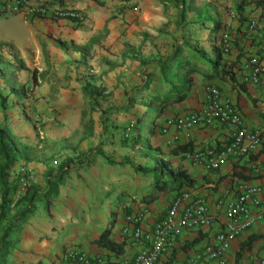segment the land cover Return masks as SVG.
Wrapping results in <instances>:
<instances>
[{"label":"crops","instance_id":"0c3cea01","mask_svg":"<svg viewBox=\"0 0 264 264\" xmlns=\"http://www.w3.org/2000/svg\"><path fill=\"white\" fill-rule=\"evenodd\" d=\"M160 1L48 0L52 12H48L50 16L29 20L30 33L33 35L31 43L18 49L10 40L0 39L3 44L1 47L10 48L11 59H8L12 61V54H15L27 67L18 70L15 66H0V95L6 98L3 108L0 106V129L14 143L34 149L29 153L30 159L21 157L20 164L22 170H30L29 185L37 193L34 207L21 225V231L16 235L13 230L10 233L8 249L4 255L10 253L12 256L3 264H51L65 245L60 242L74 240L67 234L75 228L70 211L75 208V200L82 197L73 188L78 185L75 180L80 176H100L108 170L110 166L96 154V149H100V141L105 137L108 141L116 140L117 137L116 132L112 133L109 121L89 104V89L93 84L102 90L100 97L104 94L113 96L119 94L114 88L118 81L122 79L126 83L134 78V66L129 65L128 56L135 55L141 44L147 45L148 35L165 22ZM59 9L73 10L82 15L83 21L77 23L70 18L53 15V11ZM239 12L240 19L232 21L230 29L226 25L227 30H230L229 35H225L229 40L230 51L222 54L220 72L207 79L231 99L242 112L250 129H261V147L248 157L231 158L221 168L208 170L194 164L191 153L215 143L223 145L228 141L227 135L217 125L192 129L187 137L181 138L182 144H192V151L174 154L172 150L167 155L172 161L171 169L182 171L191 184L173 189L152 202L140 203L131 212L124 214L143 212L145 219L142 228L146 231H152L165 217L169 204L180 191L199 193L209 206H213L218 196L232 190L240 181L264 184V87L250 83L242 69L245 59L249 55H256L264 71V0H243ZM252 20L256 22L253 29L248 25ZM91 39L93 41L88 44ZM43 49L46 53L45 63L41 57ZM74 58L78 60L74 61ZM117 59L122 60L120 64H106L107 60L116 62ZM34 69L37 83L33 85ZM198 84L192 87L187 102H180L182 109L178 111L179 114L202 106V92L198 90ZM21 85H24L26 92L22 98H17ZM29 108L37 110L41 115L44 132L42 139L36 134L32 123L23 119V113L25 116ZM165 150L164 146L158 154L164 156ZM90 151L93 152L89 154ZM66 162L70 163L66 168V180L57 188L56 193L45 195L47 176L50 174L55 177L57 169ZM167 171H170L168 167ZM40 198L45 200V208L36 211L37 199ZM211 213L214 221L209 227L183 230L177 245L164 252L157 264H184L186 259L213 242L220 230V223L219 219H215L214 209ZM124 216L114 219L110 234L115 243L122 245L120 252L114 253L99 247L95 240L100 232L93 238H80L77 244L90 255L103 254L114 261L133 259L139 246L122 236ZM257 235H260L259 238L250 248L258 247L264 240V221L258 222L231 242L227 264H236V252L240 244ZM17 236L19 239L10 252L9 247ZM247 250L242 251L239 264H247Z\"/></svg>","mask_w":264,"mask_h":264},{"label":"rangeland","instance_id":"374dc122","mask_svg":"<svg viewBox=\"0 0 264 264\" xmlns=\"http://www.w3.org/2000/svg\"><path fill=\"white\" fill-rule=\"evenodd\" d=\"M184 2L182 0H176L174 3L170 0L160 1L163 6L165 22L148 35L147 45L141 44L135 55L128 56L129 65L134 66L135 76L130 82L126 81L124 83L122 79L118 81L114 88L117 89L116 92L118 91L117 93L119 94L113 96L104 94V96L100 97L98 86L91 84L89 104L97 112L100 111L101 116L106 118V121H109L112 133L116 132L117 137L116 140L112 141H108L107 137H105L100 141V149L97 148V151L101 152L96 151L102 161L110 166L108 170L100 176L95 174L89 178L87 176L76 178L75 181H77L78 185L73 188L82 197L79 200H75V208L70 211V218L74 221L75 228L67 233L74 240L60 243H80L79 239L82 237L93 238L97 236L111 219L121 218L128 209L131 212L135 206L144 202V197L151 194L150 190L154 180L152 173L156 172L157 167L167 172L168 164L166 162L169 161L172 164L167 155L181 145L182 140L180 143L172 142L167 135L160 134V127L165 119L180 112L182 108L179 105L181 103L166 106L153 123V118L151 116L148 117L145 127L148 129L153 128V133L147 146L143 148L141 146L135 147L132 142V136L136 131L133 128L137 125V119L145 110L144 106L138 102L141 101L140 95H144L145 99H147L156 94H163L168 83L179 81V74L176 73V68L180 64L185 63L188 65L192 64L197 68L193 72V77L195 84L199 83L198 90L200 89L202 92V87L205 83L204 71L211 70V65H208L209 62L211 63L219 58L218 68H221L223 64L222 42L224 40L226 42L229 41L225 35H229L230 31L226 27L229 26L230 29V23L240 19V13L232 18L229 15V11L231 7L238 6L237 2H241V0H184ZM30 19L25 20L21 14L15 13L0 15V39L10 40L18 49L29 42L31 43L33 35L30 33ZM213 19L219 20L221 25H224V28L220 27L219 30L211 33L212 24L210 21ZM9 50V47H1L0 52L4 51L5 53L2 52L0 54L5 59H11ZM171 56H174L172 62L161 72L158 68V63L165 61ZM41 57L45 63L46 53L44 49ZM73 60L77 61L78 58ZM121 61V59H117L116 62L107 60L106 64H120ZM2 65L0 64V66ZM32 67H35L34 62ZM138 90L141 91L138 92ZM1 98L3 97L0 95V101ZM186 102V100L183 101V103ZM3 103H6V98H4ZM0 104L2 107V102ZM153 107H156V105ZM27 111L25 116L23 113V119L26 118L32 123L38 135V124L43 131L41 115L37 110H31V108ZM113 122L116 124H113ZM2 133L5 143L16 146V142L11 141L3 130ZM125 133L128 135L125 136ZM112 138L114 137L112 136ZM18 145L17 143L16 147ZM164 146L166 150L163 156L161 153L158 154V151H162ZM20 159L21 157L14 155L13 165L5 177L10 190L8 193L9 198L7 196L3 206L5 220L0 225V234L10 224L13 225V234L16 235L21 231V225L24 224L26 218L29 217L28 213L34 207L33 202L35 199L31 202L26 196V192L16 197L17 188L24 176ZM1 164H3V159L0 156ZM69 166L70 163H68ZM66 168H64L65 171H67ZM57 170L59 171V168ZM167 173L170 175L171 172L168 171ZM57 174L55 177H57ZM66 177V174H64V181ZM31 191L33 190L31 189ZM170 191V187L164 190L166 194H169ZM1 192L2 188H0V201ZM164 195L160 194L159 198ZM37 200L36 211L39 209L42 211L45 208V200L41 198ZM18 237L15 238L14 243L9 247L10 252L12 251V246L18 241ZM53 247L55 250L56 247ZM11 256L10 253L6 256L2 255L0 264L8 262Z\"/></svg>","mask_w":264,"mask_h":264},{"label":"built area","instance_id":"2783aa9c","mask_svg":"<svg viewBox=\"0 0 264 264\" xmlns=\"http://www.w3.org/2000/svg\"><path fill=\"white\" fill-rule=\"evenodd\" d=\"M49 11L48 0H0V15L15 13L29 19L50 16ZM237 12L236 6L231 7L230 17H236ZM53 13L77 22L83 20L82 15L73 10L59 9ZM248 25L253 29L256 22L249 21ZM223 51L226 54L230 51V44L225 40ZM242 69L250 83L264 87V71L256 55H249ZM262 119L264 122V112ZM213 125L225 130L228 141L220 146L215 143L193 151L190 157L196 165L208 170L219 169L229 159L248 157L258 152L261 147L263 140L261 129H250L244 121L242 112L212 82H205L202 87V106L168 117L160 127V134L167 135L172 142H180L192 129H205ZM37 130L38 137L42 139L44 133L39 124ZM127 135L125 133V136ZM29 175L30 170H24L16 197L27 191ZM212 209L216 213L215 219H219L220 230L213 242L206 244L194 256L186 259L184 264H227L231 242L258 222L264 221V184L240 181L232 190L218 196L213 206H209L201 194L183 190L171 201L165 217L152 231L142 228L145 219L143 212L125 215L122 236L139 246L131 260L114 261L103 254L90 255L79 244L74 243L63 245L51 264H157L164 252L177 245V239L183 230L209 227L214 221ZM247 259V264H264V240L258 247L247 250Z\"/></svg>","mask_w":264,"mask_h":264},{"label":"trees","instance_id":"16d2710c","mask_svg":"<svg viewBox=\"0 0 264 264\" xmlns=\"http://www.w3.org/2000/svg\"><path fill=\"white\" fill-rule=\"evenodd\" d=\"M172 3L176 2V0H170ZM183 3L184 0H182ZM243 0L238 3V6H236L237 11L239 8L242 6ZM239 15V11L237 12ZM241 16V14L239 15ZM212 24L210 32L213 33L217 30L220 29V27L224 28V25L220 23L219 20L213 19L210 21ZM146 36V35H145ZM93 39H91L89 43H91ZM222 42V46H223ZM3 44L0 43V47ZM223 48V47H222ZM223 54H226L223 51ZM228 54V53H227ZM172 58L174 56L169 57L163 62L158 63V68L161 72L165 70L169 66V63L172 62ZM219 58H217L213 62H209L208 65H211V70L209 71H204L205 79L211 78L212 76L218 74L219 69L218 68V63H219ZM14 63V65H13ZM0 64H3L6 67L10 66H15L18 70L19 69H27L26 65L23 63L22 60L18 59L15 54H12V61L9 59H5L1 54H0ZM194 70H197L195 66L188 65V64H180L176 68V73L179 74V81L178 82H173L171 81L170 83L167 84V88L164 91L163 94H156L154 96H150L147 99H145L144 95H140L141 101L140 102L145 110L141 114V116L137 119V125L134 126L133 129H135V134L132 136V142L135 147H145L147 146V143L149 142V138L151 134L153 133V128H146L145 124L148 121V117H152V123L154 122L155 118L161 114L162 110L172 104H178L188 98V95L192 89V87L195 84V80L193 77V72ZM208 80V79H207ZM206 80V81H207ZM207 82H210L209 80ZM32 83L33 85L37 83L36 81V70L33 71L32 75ZM141 90H138V92ZM26 92V89L24 85L20 86L19 89V94L17 95V98H22ZM98 94H102V90H99ZM136 98V96H135ZM138 98V97H137ZM133 101V102H137ZM1 102L3 104L4 98H1ZM156 107H153L155 106ZM144 145V146H143ZM17 146V143H16ZM15 145L13 146L10 143H5L3 141V133L2 130L0 129V156L3 159V164L0 165V188H2L1 192V202H0V225L4 222L5 220V212L3 209V206L5 204V200L7 198V195L9 193V186L7 185L6 182V175L10 171L11 166L13 165L14 162V155L17 157H22L25 160L30 159L29 153H31L34 149L32 147L28 146H22L18 145L16 147ZM98 149H96L97 151ZM174 154L182 153V152H191L192 151V144L184 143L179 146H177L175 149H173ZM93 151H90L89 154H91ZM68 163H63L59 167V171L57 174V177H52L50 174L47 176V190L45 192V195L53 194L57 192V188L61 186L64 182L63 176L64 174H67V171H65V167L68 168ZM168 164V169L170 170V175L166 171H163L162 168L156 169V172H153V188L154 191L151 192L150 195H147L146 197L143 198L144 202H152L155 199L159 198L160 194H165L164 190L167 187H170L171 190L173 189H180L184 185H190L191 181L188 179L187 176H184L182 174V171L180 170H172L171 165H169V161L166 162ZM138 170V169H137ZM181 192V191H180ZM180 194V193H179ZM26 196H28V199L32 202L36 196L37 193L36 191H31V186L28 187L26 191ZM130 209L127 210L126 213H128ZM130 212V211H129ZM125 213V214H126ZM114 224V219H111L107 225L101 230L99 233L98 237L96 238L95 242L99 247L105 248L106 250L113 251L114 253H118L122 250V245L115 243L111 237V231L113 228ZM13 225H8L4 231L0 234V256L4 255L8 249V238L10 237V233L12 231ZM260 235L257 236H251L247 241L242 242L240 244L239 250L236 252V264H239V259L241 257V253L245 249H249L252 245V243L259 238Z\"/></svg>","mask_w":264,"mask_h":264}]
</instances>
